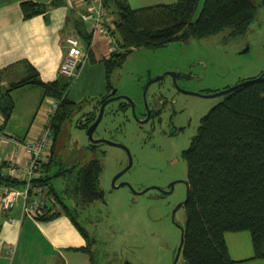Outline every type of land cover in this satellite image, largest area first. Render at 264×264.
<instances>
[{
	"label": "rangeland",
	"instance_id": "374dc122",
	"mask_svg": "<svg viewBox=\"0 0 264 264\" xmlns=\"http://www.w3.org/2000/svg\"><path fill=\"white\" fill-rule=\"evenodd\" d=\"M252 1L255 14L242 33H235L226 26L204 36L172 41L157 48L136 47L127 52L122 63L109 72L108 79L113 89L132 100L135 114L129 107L109 117L106 108L93 133V137L100 136L114 144L98 142L94 152L88 149L86 128L78 124L87 107L73 112L63 124L54 151L43 164L44 173L50 177L52 194L70 211L89 238V250L96 264H168L171 261L181 232L170 226L165 215L170 205L162 198L152 197L153 190H143L177 177L182 182L176 184L169 200H184L187 164L182 151L197 132L201 117L222 95H184L173 87L169 78H156L174 71L181 75L177 80L178 88L211 94L260 75L264 71V0ZM203 3L204 0H198L192 20ZM107 13L111 22L117 18L108 10ZM20 67L14 72L15 79L21 76ZM146 86L147 103L159 94L166 99V105L160 117L140 121L145 109L143 91ZM24 90L11 95L22 123L19 128L37 120L36 110L30 111L29 106L21 102L25 98L33 99L35 92H39V100L42 94L38 85ZM172 98L174 107L170 103ZM173 113L175 117H171ZM10 129L16 133L15 125ZM93 157L98 158L101 166L97 189L102 196L82 203L76 189L80 182L79 171ZM130 159L131 165L116 177ZM121 182L127 184L119 186ZM178 215L183 225L184 210L180 209ZM163 234L171 249L160 253L156 248ZM179 264H184L183 259Z\"/></svg>",
	"mask_w": 264,
	"mask_h": 264
},
{
	"label": "trees",
	"instance_id": "16d2710c",
	"mask_svg": "<svg viewBox=\"0 0 264 264\" xmlns=\"http://www.w3.org/2000/svg\"><path fill=\"white\" fill-rule=\"evenodd\" d=\"M101 2L109 14L117 16L111 23L120 49L104 58L107 74L133 48H157L172 41L211 34L226 26L242 33L255 14L252 0H204L195 20L192 15L198 0H176L136 9L126 0ZM20 6L24 17L43 13L46 8L30 0L21 2ZM72 23L75 33L89 46L91 34L86 25L78 17ZM29 70L27 75L11 82L6 92L34 84L41 87L43 96L59 101L52 116L51 157L58 133L78 107L66 95L73 79L60 75L56 80L44 82L31 65ZM12 108V99L3 96L0 110L5 118L11 115ZM182 155L189 183L188 199L183 207L184 264H235L224 234L240 230L251 234L253 258L264 259V76L222 95L201 117L197 132ZM100 171L98 158L89 159L80 168L76 189L85 202L97 197ZM38 180L48 186V192L54 193L48 175ZM58 203L62 207L60 200ZM59 212L54 210L40 218Z\"/></svg>",
	"mask_w": 264,
	"mask_h": 264
},
{
	"label": "crops",
	"instance_id": "0c3cea01",
	"mask_svg": "<svg viewBox=\"0 0 264 264\" xmlns=\"http://www.w3.org/2000/svg\"><path fill=\"white\" fill-rule=\"evenodd\" d=\"M23 1L28 0H0V101L3 96L12 99L13 93L34 85L6 92L11 82L29 73V65L44 82L59 78V66L65 54L64 38L75 30L72 21L86 7L84 0H30L44 4L45 12L24 17L20 6ZM175 1L126 0L134 9ZM86 27L91 34L89 59L80 66L66 95L77 106L88 102L87 110H90L91 104L111 86L103 61L110 55V44L100 32H93L89 25ZM21 64L26 67H20ZM17 66L22 68V71L18 68L19 79L13 77ZM35 94L33 99L25 98L21 103L29 106L30 111L36 110L37 120L19 128L22 123L12 99V113L8 118L0 110V132L22 139L38 136L52 115L54 99L41 94L38 100L39 92ZM13 124L19 135L10 129ZM12 148V143L0 140V159H6ZM44 170L42 167L41 176L45 175ZM48 195L54 198V210L60 211L49 218L22 216L20 205L10 210L0 209V264H96L84 230L61 207L55 194L48 192ZM224 238L235 264H264V259L253 258L248 230L228 231Z\"/></svg>",
	"mask_w": 264,
	"mask_h": 264
},
{
	"label": "built area",
	"instance_id": "2783aa9c",
	"mask_svg": "<svg viewBox=\"0 0 264 264\" xmlns=\"http://www.w3.org/2000/svg\"><path fill=\"white\" fill-rule=\"evenodd\" d=\"M86 3L79 19L89 25L93 32H100L110 44V53L119 52L117 37L113 33L111 17L101 0ZM65 54L59 66V75L74 79L80 66L89 59V46L74 31L64 38ZM59 101L54 100L52 115L46 120L34 139L17 138L0 132V140L13 145L9 156L0 159V209L10 210L20 205L22 216L33 219L46 216L54 211V198L48 195V186L38 179L41 169L49 156L52 146V116ZM23 159V160H22Z\"/></svg>",
	"mask_w": 264,
	"mask_h": 264
},
{
	"label": "flooded vegetation",
	"instance_id": "af4514ba",
	"mask_svg": "<svg viewBox=\"0 0 264 264\" xmlns=\"http://www.w3.org/2000/svg\"><path fill=\"white\" fill-rule=\"evenodd\" d=\"M171 72L172 73H168L167 72L162 77V79L169 78V80H170L171 84L173 85V87L176 88V90L179 91L180 93H183L184 95H198V96H207L208 95V94L201 93V92L191 93L192 91H188L187 89L178 88L177 87V80L179 79V77H181V75L177 74L174 71H171ZM159 76H157V77H159ZM160 80H161V78H160ZM112 90H113V86L111 85L106 90V92L104 94L100 95L91 104L92 107H91L90 110H86L85 112H83L81 118L78 120L79 126L87 128L90 124H92L96 120V118L98 117V114L100 112V108H101L103 102L105 100H107L108 98L121 96L120 98H118L116 100L110 101L109 103H107L104 106L102 117L99 120L97 126L101 122V120H102V118L104 116V113L106 112V108H108L107 109V115L110 117V115L116 116V114H118V113H120L122 111H126L130 107V104H129L128 100H126L125 98L122 97V96L125 95V93H121V92H118L116 90V92L114 94L110 95ZM87 103L88 102H84V103L79 104L78 107L75 109V111L78 110L81 107H87V105H88ZM170 103H172L171 106L174 107V105H173L174 99L173 98L170 99ZM147 104L148 105L145 106L143 115L141 117L142 119L140 121H147L150 118H152L153 116L160 117L163 114V110H164L165 105H166V99H164L159 94H157V95H155L154 99L152 101H149ZM173 114H171L172 115L171 117H175L176 116V113L174 114V116H173ZM97 126H96V128H97ZM96 128H95V130H96ZM103 129L107 130V127H103ZM177 129L180 130V128H177ZM93 138H95V139H105V138L100 137V136L93 137ZM98 142H104V141H98ZM98 142H91L89 140V144L87 146L88 149L91 150L92 152H94V148L96 147ZM105 143H108V142H105ZM108 144H114V143H108ZM179 182H182V181L179 180L177 177H172V178L168 179L167 181H165L164 183L154 184L153 186L152 185L148 186L149 188L145 192H147L149 190H153L152 197L162 198V199H164L163 201L166 204L170 205L169 212H167L165 215L169 219L170 226L174 227V228H179V230H180V226L182 224H181V222L179 220L178 213H179V210L183 209V207H184V204L183 205H179L180 202H182L183 200L182 199H178L176 201L169 200L172 197V195H174L176 184L179 183ZM100 196H102V194H100L99 190L97 189V197L96 198H98ZM96 198H94L93 200H95ZM80 201L82 203H85V201L82 199L81 194H80ZM180 232H181V230H180ZM168 241H169L168 238H165V235L163 234L161 236V238L159 239V241H158V245H157L156 249L160 250L161 251L160 253H164L166 250H170L171 248H170V245L168 244ZM179 244H180V240H179L178 245H176L175 248L173 249L172 256H171V261L168 264H179V263H181L182 251H180L179 255L177 254V250H178Z\"/></svg>",
	"mask_w": 264,
	"mask_h": 264
},
{
	"label": "water",
	"instance_id": "95a60500",
	"mask_svg": "<svg viewBox=\"0 0 264 264\" xmlns=\"http://www.w3.org/2000/svg\"><path fill=\"white\" fill-rule=\"evenodd\" d=\"M167 72H165L163 75H160L157 79H160L162 78ZM168 73H172L171 71H168ZM264 76V71L259 75L257 76L256 78H251V79H247V80H243V81H240L238 83H236L235 85L233 86H230V87H227L223 90H220V91H216V92H213L211 94H208L207 96H221V95H224V94H227L229 93L230 91H232L233 89H235L236 87L240 86V85H243V84H246V83H249V82H252V81H256L257 79H259L260 77ZM150 83V82H149ZM148 83V84H149ZM147 84V86H148ZM147 86L144 88V91H143V97H144V104L145 106H147V102H146V90H147ZM116 92V89H113L110 93L111 94H114ZM191 93H197V92H191ZM121 96H118V97H111V98H108L107 100H105L100 108V112L98 114V117L96 118V120L90 124L87 128H86V134L88 136V139L91 141V142H98V141H104V142H108V143H113L109 140H106V139H95L93 138V132L99 122V120L101 119L102 117V113H103V109H104V106L109 103L110 101H113V100H116L118 98H120ZM123 98H125L126 100H128L129 104H130V108L132 110V113L133 115L135 114L134 113V103L132 102V100L128 97V96H122ZM131 165V159L129 160V163L128 165L125 167L124 170H122L116 177H118L122 172H124L129 166ZM115 177V178H116ZM184 183L186 184V196L184 198V200L182 202H180L179 205H183L187 199H188V193H189V183H188V180L185 179L184 180ZM124 184H127V182H121L120 184H118L119 186L120 185H124ZM118 185H114L115 187H117ZM149 187L145 188L143 191H146ZM100 194H102V192H100ZM180 230H181V233H180V244H179V247H178V250H177V254L179 255L180 254V251H181V248H182V245H183V232H184V226L181 225L180 226Z\"/></svg>",
	"mask_w": 264,
	"mask_h": 264
}]
</instances>
